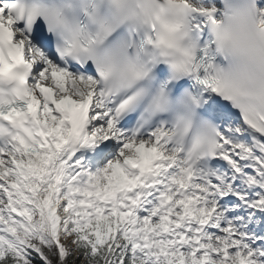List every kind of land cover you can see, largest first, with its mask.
I'll list each match as a JSON object with an SVG mask.
<instances>
[{
  "label": "snow or ice",
  "instance_id": "6c2138e0",
  "mask_svg": "<svg viewBox=\"0 0 264 264\" xmlns=\"http://www.w3.org/2000/svg\"><path fill=\"white\" fill-rule=\"evenodd\" d=\"M0 264H264V0H0Z\"/></svg>",
  "mask_w": 264,
  "mask_h": 264
}]
</instances>
